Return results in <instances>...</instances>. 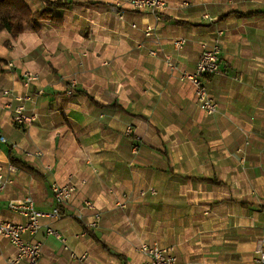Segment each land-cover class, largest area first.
<instances>
[{
	"label": "crops",
	"instance_id": "0c3cea01",
	"mask_svg": "<svg viewBox=\"0 0 264 264\" xmlns=\"http://www.w3.org/2000/svg\"><path fill=\"white\" fill-rule=\"evenodd\" d=\"M25 1L34 11L42 7L41 0ZM68 1L69 7L53 10L61 16V24L41 20L37 29L27 25L15 37L0 31V59L4 60L0 135L6 138L0 142V164L9 176L0 192V219L25 222L26 217L8 205L9 200L24 197L37 210L49 213L55 204L52 185L74 184V194L61 206L65 215H45L40 220L58 236L46 233L43 226L33 235H24L41 243L36 264H121L83 226L93 228L112 250L125 256L127 264H142L138 245L134 251L117 247L127 244L122 230L130 215L124 219L121 215L130 207L135 209L132 201L140 199V190L154 189L142 186L143 176L159 179L162 174L165 179L168 174L173 176L172 239L178 264H255V251L264 239V39L235 38L233 26L264 15L217 18L234 10L244 14L264 10V0H166L159 20L127 3L118 6L114 0ZM112 5L117 14L109 11ZM147 25L154 28L149 37L144 35ZM106 26L118 31V37L102 39L99 33ZM217 31L222 32L220 72L203 78L217 109L207 115L177 94L189 90L186 97L191 98L193 87L179 80L178 71H165L160 60L172 54V40L184 38L185 47L174 59L181 73L192 72L198 54ZM102 45L107 50L103 57ZM241 47L254 49L246 52ZM106 69L107 79L102 77ZM25 72L36 78L26 84ZM71 81L75 86L68 94ZM4 89L40 92L24 103L25 112L36 115L31 124L11 122ZM76 90L101 104L115 101L123 109L95 106ZM127 126L131 135L123 132ZM104 128L116 139L114 143H100ZM187 136L194 148L173 153L171 162L167 147L162 148L174 137ZM149 142L155 146L152 151L163 157L162 168L154 173L137 168L140 165L128 158V154H145L143 145ZM199 142H205V148H198ZM223 143L224 151L209 148ZM24 151L39 153L26 157ZM107 152L106 166H93V159ZM9 156L32 170L11 165ZM122 189L134 191L133 197ZM162 191L157 205L164 209L168 199ZM123 193L128 203L121 209L115 201ZM85 201L101 214L93 226L94 210ZM14 254L11 242L0 237V264Z\"/></svg>",
	"mask_w": 264,
	"mask_h": 264
},
{
	"label": "built area",
	"instance_id": "2783aa9c",
	"mask_svg": "<svg viewBox=\"0 0 264 264\" xmlns=\"http://www.w3.org/2000/svg\"><path fill=\"white\" fill-rule=\"evenodd\" d=\"M165 2L166 0H114V3L118 6L122 5V3H127L134 10L149 12L156 20L161 18V12L165 7ZM153 32L154 28L151 25H147L144 30V35L149 37L154 34ZM221 35L222 32L217 31L209 46H204L202 48L198 60L195 63V68L192 72L181 73L182 80L186 79L191 83L199 109L207 115L213 114L216 111L217 104L209 94L203 78L204 75L214 76L220 72L219 52ZM184 45V38L172 40V46L175 49H181ZM150 53L154 54V51H150ZM168 65L170 68H173L171 64ZM24 76L26 78V84L36 78L34 74L29 72H25ZM74 86L75 83L71 81L67 88L68 94H71ZM1 93L8 100L6 107L10 109V120L13 124L20 126L29 125L35 120L36 115L34 111L26 113L24 103L31 102L33 98L40 93L38 90L30 93L19 94L14 90L4 89ZM12 102H15L16 104H12ZM129 133H131V128L130 126H127L125 134ZM5 141L6 138L3 135H0V142ZM35 153L38 154L39 152L24 151V155L26 157L33 156ZM8 182L9 176L6 172H3L0 164V192L4 189ZM52 192L55 204L49 213L37 210L29 197L9 200V208L14 212L23 214L26 217V221L18 223L0 219V237L7 238L15 248V254L7 259L6 264L37 263L38 256L41 251V243L39 241L26 240L24 238L25 234L33 235L40 227L43 226L46 233H54L58 236L50 226L41 224L40 220L45 215L58 217L60 215L59 208L71 199L75 192V185L53 184ZM146 193L154 194L155 190L153 188H148L147 190H140L138 194L139 196H143ZM121 197L122 198L120 200L117 199L115 201V206L118 208H124L128 203L127 194L123 193ZM84 205L94 210L92 213L93 221L90 223V226H93L99 219L100 214L89 201H85ZM261 230L264 235V225L261 227ZM138 252L143 256L142 264H178L173 245H161L155 241H141L138 244ZM255 253V264H264V239L262 240L260 246L256 249Z\"/></svg>",
	"mask_w": 264,
	"mask_h": 264
},
{
	"label": "rangeland",
	"instance_id": "374dc122",
	"mask_svg": "<svg viewBox=\"0 0 264 264\" xmlns=\"http://www.w3.org/2000/svg\"><path fill=\"white\" fill-rule=\"evenodd\" d=\"M109 11L117 14V8L113 7V5L109 8ZM255 24L257 26H255ZM249 26L252 28L256 27L257 30L254 31L251 29L250 31H248L247 27H249ZM111 27L112 26H110V27L106 26V28L104 27V29H102V32L99 33V35H100V37H102V39H106V40L113 39L114 35H116L118 33V31H112ZM233 28L236 29V33H233V35H234L233 37H235V38L240 37L241 39H249V38L264 39V18H254V19H251L249 21H246V20L241 21L239 25H235V26H233ZM136 35L134 33V30H133V36H136ZM225 36H226V33L224 32V38H225ZM117 37H118V34H117ZM137 37H140V35H138ZM167 40L169 42H171L170 39H167ZM185 42H186V40H185ZM171 45H172V42H171ZM183 48L182 49H175L172 46V50H171L172 54L170 56L165 55L163 57V59L160 60V65L163 66L165 71H168V70H170V72L171 71L172 72L178 71L179 75H180L179 80L181 82H187L188 84L191 85V83L188 80H186V79L182 80L181 74H180L181 72L177 69L176 60L174 59L175 55L178 53H181ZM251 49H254V47H241V50H244L246 52H249V50H251ZM105 51H107L106 46L102 45L101 49H100V54L102 57H103V55L106 54V53H104ZM154 54L157 56L156 52H154ZM199 55H200V53L198 54V57H199ZM168 64H171L173 66V68L171 69ZM103 72H105V73L102 74V77L107 79L108 75L110 74L109 70L106 69V70H103ZM184 73H189V72H184ZM188 91L189 90L180 89V91L179 90L177 91V94L180 95V93H181L182 97L186 98L185 99L186 102L191 101L198 106L197 100H196L194 95H193L194 98H193V96L191 98L186 97V95L189 94ZM125 129L123 131L124 133H125ZM182 129H184V128H182ZM186 129H187V127H186ZM107 132L110 134V136H108ZM111 135L112 134L108 131V128H104L103 130H101V142L100 143L102 145L107 144V143L108 144L114 143L116 139L114 137H111ZM167 143L168 144L165 147H163L162 149H166V147H167L166 150L169 153V156L171 158V162H173V156H172L173 153L177 152L178 150L189 151L192 148H194V143L192 142V140L188 136L186 138L174 137L170 141H168ZM196 145L199 146L198 148H201V149L205 148V142H199ZM143 147H144L143 151L146 153L142 154L141 157H136V156H133L132 154H128V156H129L128 158L129 159L132 158L133 163L140 165L137 168L146 169L147 173H149L150 170H152L151 172L154 173L155 171H158L159 168H162V165H161L162 164L161 160L163 159L162 155L152 151L153 147L155 148V146H153V144L149 142L147 145H143ZM209 148H211L212 151H220V149H222L224 151V143L223 144H216V145L212 144ZM101 151H103V150H101ZM121 153L124 154V152H122V151H121ZM108 156H109L108 152L103 153L101 155L98 154L93 159V161H94L93 166H100V167L106 166L104 162L108 161V159H107ZM152 163L154 165H152ZM159 175H160L159 179L155 178L154 176L145 175V176H143V180L141 181L142 186L151 185L154 187L155 193L153 194V197L147 195L148 194L147 193L143 196H140V199H133L132 205H134V208H135V209H133V211H131L132 207H130L127 210V211H129L127 214L120 211V213L124 214V216H123V214L121 215L123 219L126 215L127 216L130 215L129 219L126 218L127 221H124V224H123L124 229L122 230V231L125 230V234L127 237V244L123 245V243H120L117 246L121 250L124 249V250L134 251L140 241H155L161 245H173L174 244L172 236H173V226H174L175 217L173 216L172 190H171V186L173 183V176L166 174L164 176H166L167 178L163 179L162 174H159ZM164 186H169V188L167 187L166 191H162V188ZM121 191L129 192L130 194H132L131 197H133L134 191H127V190H123V189ZM161 191H162V193H164L165 198L168 199V201H167L168 203L164 209H162L160 206L157 205L158 204L157 199L160 196H162ZM130 200H131V198L129 196V201ZM121 209H123V208H121ZM96 210L99 212L98 209H96ZM99 214H100V212H99ZM100 220H101V214H100L98 221H100ZM96 223H97V221H96Z\"/></svg>",
	"mask_w": 264,
	"mask_h": 264
},
{
	"label": "trees",
	"instance_id": "16d2710c",
	"mask_svg": "<svg viewBox=\"0 0 264 264\" xmlns=\"http://www.w3.org/2000/svg\"><path fill=\"white\" fill-rule=\"evenodd\" d=\"M42 7L38 10H32L29 6V4L25 0H0V31L6 30L10 33L12 37L17 36L19 33H21L25 26L30 25L34 29H37V22L44 20L48 21L53 24H61L62 18L60 15L54 14L53 10H59V9H65L69 7L72 2L68 0H41ZM230 14H233L234 16L241 18V17H250L252 15H264V10H258L255 12H249V13H240L236 10L230 11L225 13L224 15L218 17L217 19L226 18ZM4 65V60L0 59V73L2 72V67ZM211 77L209 75H204V78ZM81 91V93L85 94L86 97L89 99L90 102H92L95 106L98 107H111V108H117V109H123L119 104H117L115 101L106 105L101 104L98 101H96L92 96L88 95L85 91L82 90H76ZM72 93V92H71ZM131 135V133L126 134ZM165 156V154H163ZM11 165H14L16 167H23L25 169L32 168L26 164V162H23L21 160L15 159L13 156H9L8 158ZM204 179V178H199ZM60 215H65L63 208H59ZM72 218L81 223L80 219L74 215H72ZM85 232L96 242L98 243L105 251L108 253L116 256L121 264H127L126 258L123 254L116 252L112 250L103 239H101L91 227L83 226Z\"/></svg>",
	"mask_w": 264,
	"mask_h": 264
}]
</instances>
